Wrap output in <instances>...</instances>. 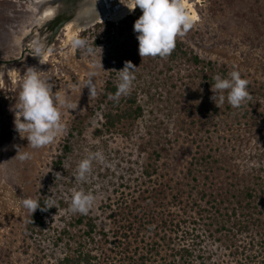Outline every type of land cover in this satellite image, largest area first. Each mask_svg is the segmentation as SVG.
<instances>
[{
    "label": "rangeland",
    "instance_id": "obj_1",
    "mask_svg": "<svg viewBox=\"0 0 264 264\" xmlns=\"http://www.w3.org/2000/svg\"><path fill=\"white\" fill-rule=\"evenodd\" d=\"M41 1L0 0V264H61L78 247L97 257L94 264H122L119 253L124 247L135 259L131 264L141 263L143 257V264H176L173 243L192 247L195 255L203 253L209 264H241L242 256L235 251L249 238L236 231L229 235L205 227L194 246L193 238H182L184 231L173 243L160 241L164 233L172 235L169 231H129L127 241L118 237L125 232L119 231L125 217L143 211L156 193H161L159 203L165 207L178 189H185L184 197L188 194L192 200L199 190L217 197L228 190L264 187V0H183L192 26L176 40L227 74L237 70L248 80L250 98L239 108L226 100L215 104L213 82L202 67L160 56L142 58L137 33L126 17L96 22L111 27L94 30L90 25L73 38L64 27L51 40V20L38 22ZM89 29L86 47L73 48L71 41ZM37 46L49 49L41 62L32 53ZM87 47L94 54H88ZM125 62L136 67L135 79L127 94L108 105L116 109L117 101L124 108L135 99L133 108L140 114L109 130L104 126L107 109L101 106L105 81L114 74L119 83L116 71ZM28 67L49 82L61 101L63 130L38 149L27 147V134L20 137L13 124ZM67 143L69 153L59 165ZM20 148L29 153L28 159L16 157ZM89 153L103 159H94L87 179L77 181V165ZM72 189L96 196L87 214L68 211ZM24 198L46 207L39 209L41 221L35 226L32 217L38 209L33 214L25 209ZM232 206L223 203L220 214ZM141 215L148 220L152 212ZM79 219L95 226L89 240Z\"/></svg>",
    "mask_w": 264,
    "mask_h": 264
},
{
    "label": "trees",
    "instance_id": "obj_2",
    "mask_svg": "<svg viewBox=\"0 0 264 264\" xmlns=\"http://www.w3.org/2000/svg\"><path fill=\"white\" fill-rule=\"evenodd\" d=\"M140 15H142V12L137 8L125 19L127 22L134 24ZM104 26L111 27V24H96L92 28L97 30ZM89 31L90 29L84 31L80 38L85 39ZM93 42L95 43V41ZM164 58H167L171 63L181 61L192 67H202V69L207 70L206 72L213 83L214 76H227V71L224 68H217L212 62L204 61L198 54L193 50L188 49L185 44L178 40L175 41V48L172 52L169 55L164 56ZM114 76L115 75L112 74V77H109L105 81L103 99L101 102V106L104 108L103 110L107 109L105 110L106 112L104 115V126L109 130L115 129L125 122L136 120L137 116L140 114V109L138 107L135 109L133 108L136 104L135 99L130 100L129 106L124 108H121L117 101H113L116 109H110L108 103L111 99H116L114 98V94L116 93V86L118 84L115 82L116 80L113 78ZM69 150L70 147L67 143L64 146L62 157L59 158V165L63 163V159L69 153ZM193 181H196L195 177H193ZM185 191V189H178L176 193L172 195L170 203H168L170 205H166L165 207L163 203H159L162 201L159 197L161 193H158L159 195L156 193V197H151L152 199H150V202L142 206L141 209L143 211H139L136 214V211H132V213H129V215L125 217V224L121 225L119 231H125L126 233H122L118 238H124V240L127 241L129 239L127 233L129 231H169L172 235L164 233V236L160 241L164 243H173V237L179 236V232L184 231L182 232L184 234L182 238L184 240L188 237L193 238L194 241L192 242V246H194L196 245V240L198 241L201 238V235L199 234L205 227H214L217 228L216 232H227L229 235H235L234 231H236L237 233L245 234V236L249 238L244 246L237 247L235 251L236 254L242 256L240 261L241 264H264V187L262 185L258 186V188L243 187L242 189H236L235 193L228 190L222 192L220 196L217 193V197L220 198V200H217V197L212 193L203 190L198 191L199 199L195 196V199L192 198V200H190L188 194L184 197ZM157 198L160 199V201H158ZM211 198L215 199V201L211 200ZM217 201L219 204H217ZM227 202L229 205H233L231 210H226L225 214H220L221 209L219 206ZM39 204L41 207H44L43 202H39ZM156 204H158L157 207L154 206ZM153 209L159 210L158 213L154 214ZM192 209H196V211L194 210L195 213L193 216L190 215ZM212 210H214L213 214L211 213ZM40 212L41 211L38 209L32 217L34 220V226L39 222L37 220L40 219L38 217ZM150 212H152V215L148 220L138 216L140 214H142L141 216L147 214L145 215V217H147ZM83 223V219L77 220L78 225ZM84 224L86 227V238L89 240V237L95 230V226L91 220ZM255 247L259 248L258 252ZM125 249V247L122 248V252L119 253V260H121L120 262L122 264H126V261L129 262L128 264H131L135 259L129 257V254ZM171 251L173 252V263L176 264H190L192 261L191 258L200 260V264H209L210 262V259H206L203 253L195 255V250L189 246L177 248L173 243V249H171ZM96 260L97 257H92L91 252H84L81 247H78L73 254H67L61 260V264H94ZM141 260V263L139 262L138 264H143V262H145V257ZM205 260L207 261L204 262ZM191 264H194V261H192Z\"/></svg>",
    "mask_w": 264,
    "mask_h": 264
},
{
    "label": "clouds",
    "instance_id": "obj_3",
    "mask_svg": "<svg viewBox=\"0 0 264 264\" xmlns=\"http://www.w3.org/2000/svg\"><path fill=\"white\" fill-rule=\"evenodd\" d=\"M121 3L129 11L139 8L142 12L133 24V31L137 33L138 54L142 58L169 55L175 48L176 37L186 33L192 26V17L183 0H121ZM71 45L73 48H84L86 41L82 38H74ZM48 51L49 49L40 46L32 48V53L39 62L47 58ZM86 51L90 55L94 54L92 47H87ZM135 70L136 67L131 62H125L124 67L116 71L119 74V83L114 98L127 94L135 79ZM91 75L94 73L90 72L89 76ZM213 80L211 99L216 105L223 104L226 100L231 107L239 108L250 98L247 90L249 82L241 78L237 70L231 71L225 77L216 75ZM60 106L61 101L58 95L52 92L49 82L41 79L40 73L34 67H28L22 75L13 121L20 137L21 133L27 134L23 137L28 142L27 147L33 149L44 147L63 130ZM67 106L71 107L70 104ZM21 149L23 148L18 149L16 157L20 160L28 159L29 153L21 152ZM94 159L103 158L99 153H89L78 163L75 175L77 181L87 179ZM95 201L96 196L93 193L72 189L68 211L87 214ZM21 204L32 214L37 209L46 210V207H41L39 201L32 198L22 199Z\"/></svg>",
    "mask_w": 264,
    "mask_h": 264
},
{
    "label": "bare ground",
    "instance_id": "obj_4",
    "mask_svg": "<svg viewBox=\"0 0 264 264\" xmlns=\"http://www.w3.org/2000/svg\"><path fill=\"white\" fill-rule=\"evenodd\" d=\"M51 2L52 0H43L39 3L41 5L38 4L37 9L41 7L42 12L39 13L38 22L44 25L52 20L55 10H57L56 14L62 11L72 13L74 19L64 28L70 38L94 22L117 21L133 13L121 3V0H74L73 3L65 5L50 4Z\"/></svg>",
    "mask_w": 264,
    "mask_h": 264
},
{
    "label": "water",
    "instance_id": "obj_5",
    "mask_svg": "<svg viewBox=\"0 0 264 264\" xmlns=\"http://www.w3.org/2000/svg\"><path fill=\"white\" fill-rule=\"evenodd\" d=\"M74 2V0H52V2L50 3V4H63L64 3V5L65 4H71V3H73ZM62 12H66V11H62ZM61 13V12H60ZM59 13V14H60ZM67 14H68V19H65V20H63L56 28H55V30H54V32H53V34H52V36H51V40H53L56 36H57V34L60 32V30H62L64 27H65V25L67 24V23H69L70 22V20H72L73 18H74V15L72 14V13H69V12H66ZM56 18L57 17H55L54 19H52L51 20V22L52 21H54V20H56ZM45 24H49V21L48 22H46ZM96 24V22H94V23H92L91 24V26H94ZM90 26V25H89ZM88 26V27H89ZM85 29V28H84Z\"/></svg>",
    "mask_w": 264,
    "mask_h": 264
},
{
    "label": "flooded vegetation",
    "instance_id": "obj_6",
    "mask_svg": "<svg viewBox=\"0 0 264 264\" xmlns=\"http://www.w3.org/2000/svg\"><path fill=\"white\" fill-rule=\"evenodd\" d=\"M56 12H55V14L53 15V19L55 18V17H57L56 18V20H54V21H52V23L51 24H49L48 26H47V28L50 30L51 29V32H54V30H55V28L63 21V20H65V19H68L69 17H68V14L66 13V12H61L60 14H56L57 13V10H55ZM48 22V21H47ZM28 50V49H27Z\"/></svg>",
    "mask_w": 264,
    "mask_h": 264
}]
</instances>
